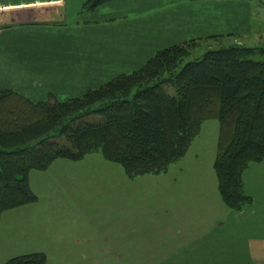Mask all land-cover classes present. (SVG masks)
<instances>
[{
  "label": "trees",
  "instance_id": "obj_1",
  "mask_svg": "<svg viewBox=\"0 0 264 264\" xmlns=\"http://www.w3.org/2000/svg\"><path fill=\"white\" fill-rule=\"evenodd\" d=\"M108 0H85L83 11ZM185 40L158 49L144 64L83 94L33 102L0 89V216L37 200L29 172L54 160H79L99 151L126 176L160 173L179 160L202 123L218 121L213 170L224 204L236 211L252 202L242 172L264 160V43L207 48L184 61L202 42ZM0 264H47L43 252Z\"/></svg>",
  "mask_w": 264,
  "mask_h": 264
},
{
  "label": "rangeland",
  "instance_id": "obj_2",
  "mask_svg": "<svg viewBox=\"0 0 264 264\" xmlns=\"http://www.w3.org/2000/svg\"><path fill=\"white\" fill-rule=\"evenodd\" d=\"M237 40H205L184 61ZM218 128L205 120L186 153L160 173L129 178L99 151L31 170L37 200L17 210L26 231L0 236V262L43 252L47 264H259L251 240L264 237V169L260 185L246 188L255 212L227 207L212 167Z\"/></svg>",
  "mask_w": 264,
  "mask_h": 264
},
{
  "label": "crops",
  "instance_id": "obj_3",
  "mask_svg": "<svg viewBox=\"0 0 264 264\" xmlns=\"http://www.w3.org/2000/svg\"><path fill=\"white\" fill-rule=\"evenodd\" d=\"M84 2L0 0V89L33 102L49 94L63 101L137 70L156 50L172 44L213 35L231 36L240 44L264 39L263 0H213L212 6L205 5L207 0H108L83 11ZM260 169L264 160L242 172L252 202L241 213L255 212L256 198L246 188L249 181L260 185ZM26 205L1 214L0 236L10 239L26 231L17 211ZM251 241L254 260L264 264V237Z\"/></svg>",
  "mask_w": 264,
  "mask_h": 264
}]
</instances>
